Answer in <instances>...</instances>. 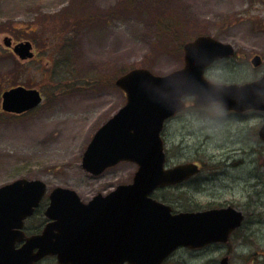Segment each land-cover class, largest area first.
<instances>
[{
  "label": "rangeland",
  "instance_id": "obj_1",
  "mask_svg": "<svg viewBox=\"0 0 264 264\" xmlns=\"http://www.w3.org/2000/svg\"><path fill=\"white\" fill-rule=\"evenodd\" d=\"M62 12L68 14L75 35V71L68 83L58 86L44 73L60 21L49 16ZM160 20L182 28L179 33L163 30L154 39ZM185 30L191 39L210 34L231 42L249 60L256 52L264 56V1L0 0V186L21 177L39 178L49 190L57 185L74 188L87 201L132 182L136 163L122 161L92 175L82 166L84 151L99 127L126 102L115 79L134 67L166 74L183 66V49L174 45ZM6 36L14 42L30 39L36 58L21 61L5 48ZM246 61H220L208 71L209 77L226 83L257 77L260 70H252ZM13 83L40 89L43 103L22 116L4 112L1 94ZM188 102L189 110L169 121L163 134L170 165L212 158L219 164L221 180L208 181L203 190L168 187L157 195L177 211L233 204L247 216L226 245L179 248L164 264H219L224 255L230 264H264V141L257 131L264 114L237 116ZM226 156L231 158L223 160ZM240 159L244 162L237 165ZM54 261L50 257L39 264Z\"/></svg>",
  "mask_w": 264,
  "mask_h": 264
},
{
  "label": "water",
  "instance_id": "obj_2",
  "mask_svg": "<svg viewBox=\"0 0 264 264\" xmlns=\"http://www.w3.org/2000/svg\"><path fill=\"white\" fill-rule=\"evenodd\" d=\"M4 44L21 59L35 54L29 40L13 45L6 36ZM184 49L182 68L157 75L140 67L117 79L127 102L99 128L84 152L82 166L93 175L122 160L138 163L133 182L87 202L75 189L54 187L45 210L48 222L29 236L24 221L39 206L46 183L19 178L0 187V264H35L48 255L56 256L59 264H162L179 247L228 242L244 219L235 206L173 213L169 204L151 195L157 187L180 182L200 169L193 162L165 168L161 131L165 119L185 107V95H194L196 106L219 102L228 109H264V76L242 85L213 83L204 77L205 68L232 55L233 46L201 35ZM253 62L259 63L260 57ZM42 100L39 89L18 85L3 92L2 108L22 113ZM259 134L264 139V125ZM219 264H230L229 257Z\"/></svg>",
  "mask_w": 264,
  "mask_h": 264
},
{
  "label": "trees",
  "instance_id": "obj_3",
  "mask_svg": "<svg viewBox=\"0 0 264 264\" xmlns=\"http://www.w3.org/2000/svg\"><path fill=\"white\" fill-rule=\"evenodd\" d=\"M68 15V14H67ZM65 12L57 13L55 16H49V17H56L60 18L58 21L59 25L57 30L54 32V35L52 36L53 44L55 42L56 47H53L51 45V50L49 54V59L47 61V69L45 70L44 76L48 78L53 83L57 84L58 86H61L63 84L68 83L69 80H71L73 73L75 71L73 67V55H71V46L74 44V31L72 29V25H70L71 20L67 19ZM54 18V19H56ZM166 20H160L156 24L157 33L154 34V39H158L161 37V31L163 30H174L176 33H179L181 30V25L178 24L176 26L170 24H163L162 22ZM68 22V24H66ZM162 23V26H161ZM36 30V28L33 29V31ZM180 38L177 41L176 46L174 47L176 49L182 50L183 43L189 39V36L185 31L180 33L176 38ZM175 40V39H174ZM16 85V83H13L9 85V87H12ZM8 87V88H9ZM11 115V114H10ZM12 116V115H11ZM46 203H42L40 208L36 210L35 215L33 218H31L29 221H31L32 226L30 225V222L28 223L26 229L30 233H36L39 232L42 228V226L46 222V218H44V206ZM252 207H249V209ZM38 220V221H37ZM52 264H56L53 262Z\"/></svg>",
  "mask_w": 264,
  "mask_h": 264
},
{
  "label": "flooded vegetation",
  "instance_id": "obj_4",
  "mask_svg": "<svg viewBox=\"0 0 264 264\" xmlns=\"http://www.w3.org/2000/svg\"><path fill=\"white\" fill-rule=\"evenodd\" d=\"M264 1V0H263ZM259 56L260 57V62L259 63H254L253 62V59L256 57V56ZM250 60H249V56L246 55V54H243L241 52H239L236 48H235V53L234 55H232L231 57H228V58H223V59H219L217 61H214L210 66L207 67V70H206V77L210 79L209 77V74H208V71L213 67L215 66L218 62L220 61H223V60H229V59H238L240 61H244V60H247L246 62H250L251 64V69L254 70V71H259L260 74H258L257 77L253 78V79H250V80H247V81H244V82H250V81H254V80H257V79H260V77H262L264 75V56L258 52L254 53L253 55L250 56ZM222 109V108H221ZM188 109H185V110H182L180 111L179 113L173 115L171 118H169L167 121H166V124H165V127H164V131H163V134L165 133L166 131V128L168 126V123L169 121L173 120L174 118L180 116V114H182L183 112L185 111H188ZM222 112L225 111V112H231V113H234V115H244V114H248V113H251L253 115V113L255 112H259V113H263L264 114V110H246V111H243V112H237V111H233V110H227V109H222L221 110ZM230 113V114H231ZM262 125V124H261ZM260 125V126H261ZM260 128V127H259ZM259 132V129L257 130ZM259 136V135H258ZM165 139V149H166V157H167V161H169V165H170V162H171V159H170V156H169V153H168V150L166 148V138L164 137ZM262 140V139H261ZM264 141V140H262ZM231 157L230 156H226L223 160H229ZM243 159H240L238 160V164H240V162H242ZM189 162H194V163H197L199 166H200V170L198 171V173H195L194 175H191L189 176V178L181 181L180 183H177L175 185H172V186H169V187H183V186H189V187H193L194 190H203V189H207L210 185H208V181H219L221 180V176H219V164L218 163H215L213 162V159H194V160H189V161H183V162H177V163H174V164H179V163H189ZM244 162V161H243ZM232 163V162H231ZM173 164V165H174ZM236 163H234L235 165ZM230 165V164H229ZM214 166L217 170H214ZM208 172L207 176H203L202 173L203 172ZM210 174V176H208ZM222 186V185H220ZM218 186V187H220ZM168 188V187H167ZM226 205V204H224Z\"/></svg>",
  "mask_w": 264,
  "mask_h": 264
}]
</instances>
